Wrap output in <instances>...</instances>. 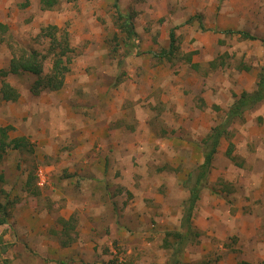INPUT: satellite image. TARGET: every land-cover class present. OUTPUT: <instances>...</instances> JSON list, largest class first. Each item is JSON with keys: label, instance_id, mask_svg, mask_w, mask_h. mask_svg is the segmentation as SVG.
<instances>
[{"label": "rangeland", "instance_id": "rangeland-1", "mask_svg": "<svg viewBox=\"0 0 264 264\" xmlns=\"http://www.w3.org/2000/svg\"><path fill=\"white\" fill-rule=\"evenodd\" d=\"M52 1L47 9L0 0V69L21 50L45 54L48 25L65 31L72 50L58 91L33 95L36 75L5 79L19 98L0 103V127L26 146L0 161L12 205L0 264H173L166 233L184 231L200 145L262 73L264 0H117L133 47L123 44L113 0ZM193 16L205 31L197 17L184 23ZM171 30L178 49L154 58ZM241 115L228 129L231 157L222 140L198 194V236L182 247L181 264H264V100ZM42 240L66 253L45 261Z\"/></svg>", "mask_w": 264, "mask_h": 264}, {"label": "trees", "instance_id": "trees-1", "mask_svg": "<svg viewBox=\"0 0 264 264\" xmlns=\"http://www.w3.org/2000/svg\"><path fill=\"white\" fill-rule=\"evenodd\" d=\"M40 3L45 5L44 7L50 9L53 5L52 0H40ZM118 20V28L125 34L123 39L124 45H130L133 47L135 39V32L131 28L129 19L123 17L119 11L117 0H113L112 4ZM197 17L199 29L205 31L201 22L200 16L190 17L185 24H190L194 18ZM117 23V22H116ZM43 37L47 41V49L45 54H41L35 50H21L19 55H12L7 68L0 69V103L1 102H16L19 98L17 90L11 86L7 81L6 77L9 75H21L30 74L36 75V79L31 84L30 92L37 96L42 91H58L64 86V77L70 70V62L72 61L69 54L72 53L69 47L67 34L64 30L58 29L54 25H48L42 28ZM221 34L225 35H239L243 40L255 41L257 38L250 35L249 33L241 30H222ZM127 41V42H126ZM176 37L174 31L169 32V46L167 50H161L159 53H152L154 58L159 60L167 59L178 49L175 46ZM116 51V49H115ZM139 52L137 53V55ZM191 58L187 56L186 63H190ZM49 64V70L43 74V66ZM193 66V64H191ZM212 68H215V64H212ZM247 69V68H246ZM264 100V67L262 73L259 75L258 82L256 83V89L254 92L246 93L242 92L238 100L235 101L225 115V119L219 125L212 128L207 138L200 145L202 153V163L196 167V175L194 181H192V187L189 188V198L187 199V208L182 215V221L180 227L184 229L183 232L176 231L166 233L172 241L169 244H164V248L172 250V255L175 257L173 264H181L180 256L182 254V247L190 239V237H197L198 232L194 231L191 224L192 209L195 202L198 200V194L202 187L206 184L207 177L211 171L212 162L218 147L222 140H226L228 143L227 153L228 157H231L233 144L230 141V134L228 129L230 123L235 121L237 118L242 117V113L246 110L251 109L255 104ZM11 126L0 127V161L8 151V149L18 150L22 146H26L22 141L23 138L8 139V132L12 130ZM229 140V141H228ZM5 153V154H4ZM231 159V158H230ZM190 173L189 177L191 178ZM30 180L27 182V186L30 187ZM4 180L0 175V183ZM0 194L4 196L3 200L0 201V226L5 225L9 216V206L11 202L8 200V194H5L0 188ZM176 245V247H175Z\"/></svg>", "mask_w": 264, "mask_h": 264}, {"label": "crops", "instance_id": "crops-1", "mask_svg": "<svg viewBox=\"0 0 264 264\" xmlns=\"http://www.w3.org/2000/svg\"><path fill=\"white\" fill-rule=\"evenodd\" d=\"M63 217H64V219H67L69 216H63ZM50 238L52 239V237H48V239H50ZM36 244H40V247H42L43 244L46 245L45 251L43 252L44 254L46 253V255L43 256L45 258V261L46 260H48V261L51 260V262H53L52 260H56L57 258H62V255H64L66 253L65 250H59L58 249V243H56V242H50V241L42 240V241H36ZM61 244L64 247H67L69 245V244L67 245V244H65L63 242H61ZM240 263H242V262H240Z\"/></svg>", "mask_w": 264, "mask_h": 264}, {"label": "built area", "instance_id": "built-area-1", "mask_svg": "<svg viewBox=\"0 0 264 264\" xmlns=\"http://www.w3.org/2000/svg\"><path fill=\"white\" fill-rule=\"evenodd\" d=\"M43 180H40V182L38 183V185L40 186V185H42L43 184Z\"/></svg>", "mask_w": 264, "mask_h": 264}]
</instances>
